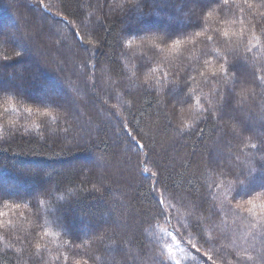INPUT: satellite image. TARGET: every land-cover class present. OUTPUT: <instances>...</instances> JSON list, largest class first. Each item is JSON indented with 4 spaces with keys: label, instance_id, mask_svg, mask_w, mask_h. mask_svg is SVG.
I'll return each instance as SVG.
<instances>
[{
    "label": "trees",
    "instance_id": "obj_1",
    "mask_svg": "<svg viewBox=\"0 0 264 264\" xmlns=\"http://www.w3.org/2000/svg\"><path fill=\"white\" fill-rule=\"evenodd\" d=\"M209 7L0 0V264H264V0Z\"/></svg>",
    "mask_w": 264,
    "mask_h": 264
},
{
    "label": "rangeland",
    "instance_id": "obj_2",
    "mask_svg": "<svg viewBox=\"0 0 264 264\" xmlns=\"http://www.w3.org/2000/svg\"><path fill=\"white\" fill-rule=\"evenodd\" d=\"M184 7H187L190 9L191 14H192V20L195 21L199 18L200 7H203V6L201 5L200 7H197L195 13L192 11L193 5L191 3H185ZM154 17H157V16H154ZM189 19L191 22H193L191 20V18H189ZM155 20L157 21V23L155 24L156 26H152V27H154L156 29L161 28L160 30H163V31H170V29H175V28H178L180 30L182 29L180 27V25L176 24L174 22V20L168 18L167 16H165L164 18L158 17ZM190 21L185 22L184 24H188V23H190ZM149 26H151V25H143L142 24V28H145V27L148 28ZM259 31H256V32L258 33ZM250 69H252V68H248L249 73H251ZM248 86H249V84H248ZM54 95H56V96H52L51 94H47V96L49 98L55 97V98H60V99H64V100H65V98H67L62 93H58V94H54ZM184 115H186V111L184 112ZM261 178L264 180V177H261ZM2 184L5 185V183H2ZM261 185H263V184L260 183L259 186L261 187ZM20 187L22 188L23 191H25V192L27 191V189L25 187H23V186H20ZM263 189H261V190H263ZM10 218H11V221H13V222L15 221L14 218H12V217H10ZM147 238L149 241L158 244V248L163 246L162 250L159 249V252H158L159 257L169 259V260L172 259L173 260L172 262H174L176 264H181L180 260H182V257L180 256V251L184 252V250L182 249V246L174 239L171 232H169L167 229H162V228L157 227V228L151 229L147 232ZM178 257L180 258V260Z\"/></svg>",
    "mask_w": 264,
    "mask_h": 264
},
{
    "label": "snow or ice",
    "instance_id": "obj_3",
    "mask_svg": "<svg viewBox=\"0 0 264 264\" xmlns=\"http://www.w3.org/2000/svg\"><path fill=\"white\" fill-rule=\"evenodd\" d=\"M179 2H180L181 4L191 3V4L193 5V9H192V11H193L194 13H195L197 7H200V6L202 5L203 7H200L201 15H203V13H204V11H205L206 9H207L208 15H211V13H212V11H214V9H211V8L209 7V5H213V4H217V5H218V4H219V0H179ZM223 3H224L225 5H227V4H228V0H223ZM129 7H130V8H134V9H136L137 12L139 13V15H143V12L140 11V10L142 9V7H143V3H132V4H130ZM76 35L79 37V33H78V32L76 33ZM163 35H164L165 37H167V39H172V37L167 36L166 33L163 34ZM208 39L211 40L212 38L209 37ZM80 40H81V42H84L82 37H80ZM89 43H90V41H89ZM20 55H21V53L18 52V53H17V56H20ZM225 63H227V61H226ZM221 72L224 73V74H227V72H228V68L225 66V64H221ZM214 75H215V74H214ZM253 75H255V73H253ZM256 78H257L258 80L264 81V77H259V76H257ZM221 99H223V97H222ZM219 118H222V117H219ZM229 119H235V117H229ZM247 127H248V126L245 124L244 127L242 128V130H246ZM140 147H141V149H142V148H143V145H140ZM252 147L255 148L256 145L253 144ZM155 175H156V173H152V176H155ZM261 188H264V185H261ZM254 191H255V189H253V190H251V191H248V192H246L245 194L250 196V195L253 194ZM158 203H159V204L161 205V207H162L164 201H163L162 199H159V198H158ZM209 259H211V257H209Z\"/></svg>",
    "mask_w": 264,
    "mask_h": 264
}]
</instances>
